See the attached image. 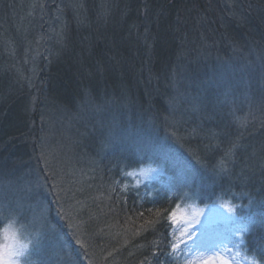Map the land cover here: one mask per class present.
I'll return each mask as SVG.
<instances>
[{
	"label": "trees",
	"instance_id": "obj_1",
	"mask_svg": "<svg viewBox=\"0 0 264 264\" xmlns=\"http://www.w3.org/2000/svg\"><path fill=\"white\" fill-rule=\"evenodd\" d=\"M33 1L37 34L30 39L24 60L20 46L26 38L15 22L20 0H0V179L12 174L17 180L25 173L26 163L39 155L45 103L71 112L80 102L113 101L119 110L124 107L115 100L127 103L129 116L118 119L123 121L120 125H129L133 138H148L159 153L163 143L170 141L160 139L171 136L163 121L171 95L179 104L177 115L183 114L186 120L181 117L182 122L173 125L174 139L180 138L181 147L170 154H180L194 171L190 193L196 194L201 205L220 196L238 205L237 213L247 225L244 249L264 264V116L243 125L244 110L228 104L235 101L222 89L231 67L237 72L236 85L243 90L258 83L253 78L252 84V58L262 59L260 74L264 0ZM58 34L63 36L60 46L55 41ZM52 39L55 50L50 57ZM210 62L212 68L224 63L221 70L226 74L217 76L208 95L201 86ZM195 64L202 71L192 75ZM237 65L245 68L242 71ZM187 67L190 87L170 94L173 74ZM263 81L261 88L254 89L260 98L264 97ZM188 102L195 104V113L186 112ZM106 112L121 116V112ZM98 130L82 134L80 142L93 156L102 151L100 142L105 140ZM132 148L126 172L149 160ZM168 157L163 163L170 164ZM98 161L104 166L101 179L65 186L66 216L61 213L55 218L61 206L46 200L54 229L40 238L39 247L27 257L28 264H72L67 260L73 264H180L171 237L179 196L169 195L157 183L137 186L118 172L110 177L106 156L97 157ZM28 217L22 209L20 219L26 223ZM69 222L80 224L78 238L67 228Z\"/></svg>",
	"mask_w": 264,
	"mask_h": 264
},
{
	"label": "rangeland",
	"instance_id": "obj_2",
	"mask_svg": "<svg viewBox=\"0 0 264 264\" xmlns=\"http://www.w3.org/2000/svg\"><path fill=\"white\" fill-rule=\"evenodd\" d=\"M20 3V14L15 17V22L16 27L18 26V29L26 38L24 44L20 46L23 50L21 57L25 60L28 43L32 36L37 34L36 21L38 18L37 12H32V9H35L33 0H20ZM54 31L55 28L51 30L52 37H54ZM56 37V45L60 46L63 36L58 34ZM45 41L46 39L43 40V42ZM54 45V39H52L47 56L53 57ZM262 64V59L252 58V66L254 67L252 69L254 74L251 76L252 84L254 85V78V81H258L255 84L256 87L260 88L263 85L260 81L264 80V68L259 74ZM195 65L196 68L192 75L202 71L201 68L197 67V64ZM223 65L224 63L212 68L210 62L205 67L203 74L207 78L201 86V92H207L208 95L211 92L213 93L214 80H218L217 76L230 73L225 80L222 79L227 84L224 83L226 86H222V89H227V94H231L235 102L228 100L227 103L239 111L244 110L245 116L240 120L243 125L246 124L247 120L256 122L264 116V97L260 98L255 94L254 89H258L256 87H249L246 90L238 87L236 85L238 76L235 75L237 72L231 67L230 69L227 68L228 72L223 73L221 70ZM234 67L240 68V70L245 68L244 65ZM189 74L188 67L178 73L175 72L172 76L174 80L171 83L169 93L186 91L192 81V78H188ZM172 98L171 95L167 97V113L163 120L164 125L167 126L168 134H171V136L166 138L163 136L160 139L161 142L168 139L170 141L163 143L165 149L160 148L161 152L159 153L156 152L155 144L148 138L143 135L133 138L128 133L131 130L129 125H120L123 121L119 123L118 119L124 118L127 120L129 116L127 112L129 105L127 103L124 104L115 100L117 106L124 107V109L119 110L113 104V101L80 102L77 104L75 112L67 109L63 111L57 108L52 109L51 106L44 104L45 130L38 142L39 155L26 163L25 173L17 180L12 174L9 175L8 179H0V216L16 214L20 217L22 209L26 211L29 216L28 222H26L28 231L36 237V244L31 252H35V248L39 247L40 238L43 234H47L49 231L52 232L54 229L48 221V210L46 211L45 208L46 200L57 201L61 206L62 212L57 210L54 213L55 218H58L61 213L66 216V209L62 207L68 199L66 197L68 190L63 193L65 192V186L74 182L86 184L91 179H101V168L104 166L103 163L97 162V157L101 159L105 155L108 161L109 173L107 175L110 174V177L115 176L114 173L118 172L117 174L120 177H124L128 181L129 179L132 180L137 186L157 183L160 187L168 189L169 195L179 196V205L173 211L176 214L175 219H173V213L171 218V237L173 253L180 264H245L247 253L244 249V236L247 232V225L237 212L235 214L231 213L230 208L235 204L220 196L212 203L201 205L196 194L194 192L190 193L189 190L194 180V171L188 166L189 164L187 165L182 160L180 154H170L173 149L181 147V141L178 140L180 138L176 136L178 139H174L175 131L173 128L175 126L173 125L181 123V117L184 118L181 113L177 115L179 104ZM232 98L230 99L232 100ZM185 109L186 112L187 109L193 113L197 111L195 104L193 105L190 102L186 104ZM107 110H112L115 113L121 112V116L118 117V115L106 112ZM184 120L186 119L184 118ZM96 128L99 129L98 131L101 130L100 132L104 134L103 139L106 140L107 138V140L100 142L102 151L96 152L93 156L83 149L81 143L83 140L82 134H93ZM129 143H132V145H129ZM131 146H134L132 151L136 152L138 156H142V158L148 156L149 160H145L146 163L141 164L135 170L129 171L128 169L126 172L125 170L129 166V156L131 155L128 151ZM114 152H117L119 156L109 157ZM166 156H169L168 162L171 161L170 164L163 163ZM123 158L124 160H122ZM87 165L89 166L87 167ZM90 166H93L94 169H91ZM170 170H174L175 173L172 175L169 173ZM108 171L106 170V172ZM29 176L32 178H29ZM103 184L105 187L106 183ZM106 187L105 190H107ZM196 201L199 203H195ZM79 225L78 222H69L67 225L69 231L73 232L77 238L82 234ZM76 240L78 243L79 240ZM67 261L74 263V261ZM26 264H28L27 258Z\"/></svg>",
	"mask_w": 264,
	"mask_h": 264
},
{
	"label": "clouds",
	"instance_id": "obj_3",
	"mask_svg": "<svg viewBox=\"0 0 264 264\" xmlns=\"http://www.w3.org/2000/svg\"><path fill=\"white\" fill-rule=\"evenodd\" d=\"M195 203H199L196 201ZM238 205L230 211L235 214ZM36 244V237L16 214L0 216V264H26V258ZM245 264H260L254 255H245Z\"/></svg>",
	"mask_w": 264,
	"mask_h": 264
},
{
	"label": "snow or ice",
	"instance_id": "obj_4",
	"mask_svg": "<svg viewBox=\"0 0 264 264\" xmlns=\"http://www.w3.org/2000/svg\"><path fill=\"white\" fill-rule=\"evenodd\" d=\"M175 215H176V214H175V213H173V219H175Z\"/></svg>",
	"mask_w": 264,
	"mask_h": 264
}]
</instances>
